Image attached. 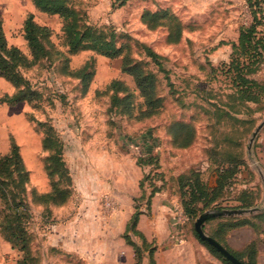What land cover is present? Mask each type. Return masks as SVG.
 <instances>
[{
    "label": "rangeland",
    "instance_id": "374dc122",
    "mask_svg": "<svg viewBox=\"0 0 264 264\" xmlns=\"http://www.w3.org/2000/svg\"><path fill=\"white\" fill-rule=\"evenodd\" d=\"M66 2L77 12L81 27L91 28L106 39L113 38L122 48V55L108 58L91 49L72 52L60 17L41 12L31 0H0L7 44L16 47L28 61L32 60V54L24 38V22L31 16L37 26L45 28L41 33L44 56L32 65L18 67L25 82L16 85L0 77V156L12 146L17 147L27 172L28 183L22 198L29 208L16 210V205H7L0 199V264H15L20 256L14 249L13 258H9L4 225L10 219L6 221V216L21 213L22 218H14L11 224L22 222L30 236L31 251L39 258L38 264H51L52 250L56 247L52 227L66 224L72 216L77 220L76 226L90 223L78 214L81 191L74 188L73 182L122 171L129 160L137 164V155H156V168H146L140 181L144 196L134 201V210L141 213L149 208L148 197L153 188L167 192L172 207L182 208L178 176L199 171L203 182L213 187L218 161L230 154L242 159L245 169L240 167L230 180L231 186L225 188L224 209L206 210L199 217L264 208V126L248 150L253 131L264 119V86L258 91L256 102L245 101L233 86L234 72L229 71L232 44L237 42L239 29L252 23L246 1ZM163 9L174 13L182 25V36L176 43L168 42L166 27L153 29L141 19L146 10ZM130 66L137 70L133 75L125 71ZM252 66L257 68L253 77L264 84V55ZM134 75L136 79L149 78L154 82L152 97L159 103L155 110L145 104ZM178 122L190 124L197 134L186 149L176 148L167 134L172 124ZM67 185L74 201L69 216L52 215L49 205L34 203L36 193L52 194L60 200L59 190ZM246 188L254 193V204L233 208L239 191ZM16 189L13 193L18 195ZM215 222L206 223L205 230L210 233ZM189 230L194 244L180 245L176 241L161 250L140 236L138 243L127 236L124 241L133 250L131 262L224 264L197 239L190 225ZM76 238L73 235L69 241L75 243ZM241 239L242 236H234L231 244L239 245ZM53 256L73 257L71 263L84 264L82 256L74 250Z\"/></svg>",
    "mask_w": 264,
    "mask_h": 264
},
{
    "label": "trees",
    "instance_id": "16d2710c",
    "mask_svg": "<svg viewBox=\"0 0 264 264\" xmlns=\"http://www.w3.org/2000/svg\"><path fill=\"white\" fill-rule=\"evenodd\" d=\"M35 8L48 15H56L64 21L63 30L66 34L67 45L72 52H77L82 49H91L105 57L116 58L121 56L122 48L116 45L113 38L106 39L101 34H97L91 28L81 27L79 25V16L77 12L70 7L66 0H31ZM248 5L252 17V23L248 26H243L239 29L237 42L232 44L230 72H234L232 76L233 86L237 89L240 97L243 100L254 103L258 99V91L262 89L264 84L253 76L257 68L252 66L257 58H263L264 55V0H245ZM141 19L149 25L150 28L157 29L160 27L167 28V39L169 43H176L182 36V25L174 13L163 10L150 11L146 10L142 13ZM45 32V28L37 26L32 17L29 16L24 22V38L28 44L32 54V60L28 61L16 47H10L7 44L6 37L3 32L2 21L0 17V77L10 81L13 84H23L25 81L20 75L18 67L20 64L32 65L39 57L44 56V46L41 43V33ZM153 54V53H152ZM240 66L242 69L239 70ZM127 73L134 74L136 68L130 66L125 69ZM258 72V71H257ZM135 78V75H134ZM138 79V78H137ZM135 78L136 87L140 94L145 99V104L149 106L151 111L157 107L156 98H153L154 82L149 78L137 80ZM167 134L172 138V143L176 148L186 149L193 144L195 137L193 127L185 122L173 123L170 132ZM137 165L146 171L147 169L156 168V155L142 156L137 155ZM213 157V155H211ZM216 160V159H215ZM155 166V167H153ZM240 167L245 169V162L235 155H226L218 161L216 169L215 186L208 187L200 177L199 171H189L190 173L178 176V187L180 193L181 207L185 214V221L181 225L183 235L187 233L190 225L197 239L209 249L210 252L224 264H231L224 258L216 249L202 241L195 232L194 223L199 216L206 210H214L216 212L224 209L225 188L231 186V179L237 175ZM144 171V172H145ZM158 171V170H157ZM145 177V176H144ZM28 183L27 172L24 170L22 160L16 146H12L9 152L0 156V199L5 200L7 205L18 207L22 210H29L23 202L22 196L26 193L25 189ZM140 188H142L140 182ZM8 186H10V191ZM17 188L18 195L13 193L14 188ZM158 192L157 188H153L148 197ZM62 198L57 200L52 194H34V203L45 205L51 208L61 207L68 203L71 195L69 185L66 189L59 190ZM254 193L250 188L240 190L237 198L234 201L237 203L233 208H248L252 207L255 198ZM142 198V197H141ZM139 198V200L141 199ZM138 200V199H137ZM141 212L135 209L131 219V228H134L136 219ZM21 213L6 216L7 223L4 225V238L10 244L11 248L16 249L20 256L15 264H38L39 258L35 253H32L30 248V236L23 229V223L17 222L12 225L14 218L20 219ZM216 226L209 237L215 239L221 244L222 239L231 229L249 225L256 230H260L264 225V212L257 213L247 217H213L210 216L205 221L206 223L215 221ZM191 221H194L191 224ZM22 226V227H21ZM203 227V226H202ZM207 235V234H206ZM127 236H125L126 239ZM134 245V244H132ZM228 251L234 255L243 264H256L254 259L255 245H248L241 252ZM139 264V262H134Z\"/></svg>",
    "mask_w": 264,
    "mask_h": 264
},
{
    "label": "crops",
    "instance_id": "0c3cea01",
    "mask_svg": "<svg viewBox=\"0 0 264 264\" xmlns=\"http://www.w3.org/2000/svg\"><path fill=\"white\" fill-rule=\"evenodd\" d=\"M128 163L121 168L122 171H110L104 173L101 178H93L94 180L89 177L73 182L74 188H79L81 191V200L77 201L78 214L81 218L88 219L90 223L87 222L85 227L76 226L74 221L77 220H73L75 217L72 216L67 219L66 224L52 227L55 231L56 242L54 244L56 247L52 250L51 264H75L71 263V260H74L73 257L55 258L53 256L73 250L82 256L81 261L84 264H134L131 262L133 250L131 245L124 241L125 236L136 239H133L136 243H138L140 236L147 243L156 246L157 250L171 246L172 242H178L177 232L180 233L179 236H182L180 245H185L186 242L191 245L194 244L189 227L186 236L181 233L180 225H177L176 219V210L180 207H172L169 195L165 191L156 192L150 197L148 210L146 213L138 215L134 228H131L129 223L135 211L134 201L139 200L145 193L139 185L145 170L138 166L135 161L129 160ZM126 168L130 170L129 173L124 171ZM38 191L43 192L41 189ZM101 195L106 196L111 201L112 206L106 211L102 209L103 212H101L102 206L99 203ZM73 207L74 201L70 199L64 206L52 208V215L65 213L66 216H69ZM261 212H264V208H258V211L252 215ZM205 221L202 223V230L208 235L212 233L214 228L210 233L205 230ZM87 225H91L90 228ZM73 235L77 236L75 243L69 241ZM234 236H242L239 245L233 246L231 244V239ZM252 243L255 245L254 259L256 264H261V259L264 257V225L260 230L249 225L231 229L221 241V245L225 249L233 252H241ZM6 246H8L9 258L12 259L14 256L12 253L15 250L7 243ZM9 258L7 259L9 260Z\"/></svg>",
    "mask_w": 264,
    "mask_h": 264
},
{
    "label": "water",
    "instance_id": "95a60500",
    "mask_svg": "<svg viewBox=\"0 0 264 264\" xmlns=\"http://www.w3.org/2000/svg\"><path fill=\"white\" fill-rule=\"evenodd\" d=\"M264 126V119L257 125L255 130L253 131L250 140H249V145H248V150L251 147V143L255 139L256 135L258 132L262 129ZM258 211V208H252L248 210H228V211H223L221 213L214 214L212 216H234V215H244V214H251ZM208 218V215H203L199 217L195 223H194V229L198 237L212 246L214 249H216L224 258H226L231 264H243L240 262L234 255H232L227 249H225L221 244H219L216 240L212 239L208 235L204 233L202 230V223Z\"/></svg>",
    "mask_w": 264,
    "mask_h": 264
},
{
    "label": "built area",
    "instance_id": "2783aa9c",
    "mask_svg": "<svg viewBox=\"0 0 264 264\" xmlns=\"http://www.w3.org/2000/svg\"><path fill=\"white\" fill-rule=\"evenodd\" d=\"M101 206L103 207V210H109L112 206H111V201L106 197V196H102L101 197ZM176 219H177V224L180 225V231L182 233V230H181V225L182 223L185 221L186 217H185V214H184V211L182 210V208H177L176 210ZM183 234V233H182ZM180 233L177 232V240H178V243L181 242L182 240V236H179Z\"/></svg>",
    "mask_w": 264,
    "mask_h": 264
}]
</instances>
